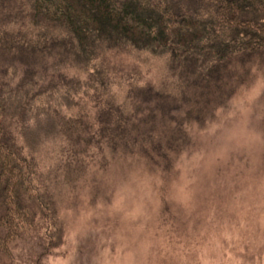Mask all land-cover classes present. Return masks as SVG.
Returning a JSON list of instances; mask_svg holds the SVG:
<instances>
[{"label": "trees", "instance_id": "16d2710c", "mask_svg": "<svg viewBox=\"0 0 264 264\" xmlns=\"http://www.w3.org/2000/svg\"><path fill=\"white\" fill-rule=\"evenodd\" d=\"M261 79L264 0H0V250L59 247L61 201L117 156L167 172Z\"/></svg>", "mask_w": 264, "mask_h": 264}, {"label": "rangeland", "instance_id": "374dc122", "mask_svg": "<svg viewBox=\"0 0 264 264\" xmlns=\"http://www.w3.org/2000/svg\"><path fill=\"white\" fill-rule=\"evenodd\" d=\"M221 107L169 142L167 172L117 156L60 202L59 247L23 234L0 264H264L263 80Z\"/></svg>", "mask_w": 264, "mask_h": 264}]
</instances>
